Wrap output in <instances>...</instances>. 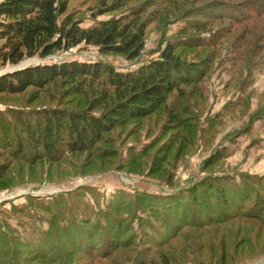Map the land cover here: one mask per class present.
I'll return each mask as SVG.
<instances>
[{
    "label": "rangeland",
    "instance_id": "obj_1",
    "mask_svg": "<svg viewBox=\"0 0 264 264\" xmlns=\"http://www.w3.org/2000/svg\"><path fill=\"white\" fill-rule=\"evenodd\" d=\"M216 1L68 0L62 18L79 20L82 28L118 17H123L121 29L129 33L142 28L140 56L129 60L81 43L21 63L101 61L126 72L156 59L169 41L213 33L222 39L214 46L186 41L175 49L186 63L207 66L198 94L194 87H185L183 97L172 94L150 116L115 127L90 153L64 152L56 161L43 157L33 162L35 154L28 146L22 157L14 155L15 148L0 147V264H58L59 259L50 262L41 256L59 246L61 251H52H60L65 264H166V260L168 264H264V206L261 217L237 216L180 228L167 242L150 244L167 234L170 219L179 224L169 209L188 204L191 192L200 191L210 179L229 186L246 180L242 177L248 174L251 182H264V56L258 54L250 65V52L248 59L239 50L247 40L263 45L264 36L261 41L256 38L259 32L264 34V18L234 26L224 19L208 20L204 31L189 28L180 33L189 22L201 19L195 12H208L205 6ZM115 3L121 6L112 9ZM247 29L253 32L247 34ZM10 67H1L0 72ZM73 87L57 79L42 89L0 94V133L14 141L12 128L19 132L17 123L26 116L86 111L101 93L114 92L104 82L87 85L85 93ZM102 108L90 112L99 114ZM169 113L183 122L173 124ZM220 152L224 158L205 167V161ZM209 208L214 210L217 204L212 201ZM115 221L121 226L128 221V230L120 238L121 246L103 253V237L114 232ZM130 239H135L133 244ZM98 246L102 247L99 257L91 256Z\"/></svg>",
    "mask_w": 264,
    "mask_h": 264
},
{
    "label": "trees",
    "instance_id": "obj_2",
    "mask_svg": "<svg viewBox=\"0 0 264 264\" xmlns=\"http://www.w3.org/2000/svg\"><path fill=\"white\" fill-rule=\"evenodd\" d=\"M67 4L68 0H1L0 68L15 67L33 56L45 58L55 51H65L81 43L95 45L103 54H118L129 60L140 56L144 36L142 28L137 33L125 31L127 28L121 29L123 17L111 18L93 27L82 28L79 20L62 18L66 13ZM118 6H121V3H115L111 8L115 9ZM205 7L209 11L195 12L196 17L201 19L189 22L188 26L181 30V34H185L189 28L204 31L208 20L212 22L224 19L234 26L264 18V0H219ZM211 11L215 13L212 14ZM249 32L253 31L247 29V34ZM211 36L169 41L156 59H150L136 69L126 72L117 71L101 61L70 60L28 65L1 74L0 94H21L30 87L42 89L57 79L74 86L72 89H83V93L87 85L100 82L106 83L114 92L109 95L101 93L90 103V108L86 111L52 110L41 117L26 116L17 123L21 127L20 134L17 129L12 128L15 133L14 141L11 136L8 139L6 135L0 133L2 136L0 141L7 140L4 145L0 143V147L15 148L14 155L22 157L28 146L35 154L31 159L33 162L43 157L56 161L64 155V152L78 154L92 152L98 144L105 142L115 127L128 120L150 116L161 108L172 94L176 93L183 97L185 87H194L193 92L198 94L199 84L207 77V66L199 68L194 62L186 63L176 54L175 49L186 41L214 46L222 39L218 33H213ZM263 36L264 34L259 32L257 41H261ZM244 40L246 38L241 37V41ZM239 50H243L241 56L250 52L251 65L258 54L264 56V43L251 45V41L247 40ZM101 105L103 108L99 114L90 112V109H98ZM169 114V120L173 124L183 122L174 113ZM9 130L10 128L7 127L5 133L8 134ZM222 158L224 154L221 152L212 155L205 161V167ZM247 176L252 177L248 174ZM248 177H242L246 180L229 186L220 183V179H210L208 183L200 186V191L195 188L188 197V204L183 206L177 204L168 211V213L172 212V217L177 218L179 224L170 219V226L166 228L167 234L150 244L159 246L167 242L179 233L180 228L207 226L237 216L261 217L264 206V182H251ZM212 201L217 204L214 210L209 208ZM190 205L197 208H190ZM71 221L73 222L72 218ZM127 223L128 221L121 226V222L115 221L114 226H111L114 232H109L103 237L106 246V249L101 250L103 253H108L109 250L122 245L120 238L128 230ZM134 241L135 239H130V244ZM54 248L61 251V246L50 248L44 251L41 258L46 257L50 262L59 259L58 262L61 263L58 264L67 263L65 258H60V251L54 254L52 251ZM100 248L102 247L98 246L95 250L93 248L95 253L91 256L99 257ZM166 264H168L167 260Z\"/></svg>",
    "mask_w": 264,
    "mask_h": 264
},
{
    "label": "water",
    "instance_id": "obj_3",
    "mask_svg": "<svg viewBox=\"0 0 264 264\" xmlns=\"http://www.w3.org/2000/svg\"><path fill=\"white\" fill-rule=\"evenodd\" d=\"M26 66H28V65L21 63V64H19L18 66L10 67V68H8V69H5V71L0 72V75H1V74H4V73H7V72H12V71H14V70L22 69V68H24V67H26Z\"/></svg>",
    "mask_w": 264,
    "mask_h": 264
},
{
    "label": "built area",
    "instance_id": "obj_4",
    "mask_svg": "<svg viewBox=\"0 0 264 264\" xmlns=\"http://www.w3.org/2000/svg\"><path fill=\"white\" fill-rule=\"evenodd\" d=\"M1 1V0H0Z\"/></svg>",
    "mask_w": 264,
    "mask_h": 264
}]
</instances>
